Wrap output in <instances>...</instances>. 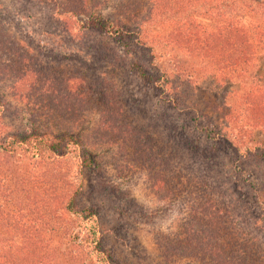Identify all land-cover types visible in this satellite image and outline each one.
Masks as SVG:
<instances>
[{
	"label": "rangeland",
	"instance_id": "rangeland-1",
	"mask_svg": "<svg viewBox=\"0 0 264 264\" xmlns=\"http://www.w3.org/2000/svg\"><path fill=\"white\" fill-rule=\"evenodd\" d=\"M154 1L0 0V99L4 103L0 130L46 137L65 135L64 141L72 138L74 145L78 141L79 148L84 146L92 152L94 165L87 167L81 178L80 161L75 155L53 161L60 173L56 181L61 186L69 183L71 196L81 183L76 206L96 209L103 241L114 249L118 260L203 264L168 242L184 236L189 223L188 205L201 192L188 179L176 180L171 170L178 166L183 173V166H192L209 178L213 176L230 198L238 201L245 228L264 243V220L254 225L263 210L256 198L264 200V163L244 150L247 139H253L259 148L252 146V151L264 155V132L237 134L231 131L232 117L228 116L232 107L248 105L255 88L264 89V50L244 78L221 77V69H232L231 29L236 24L248 27L255 21L253 12L232 0L213 1L211 6L203 0H181L178 4L185 8L180 16L189 17L181 21L194 25L183 30L190 29L198 41L206 42L200 49L195 40L179 39L178 21L147 23L145 36L152 28L156 37L152 43L155 63L150 52L126 48L122 42L107 40L87 27L90 15L112 17L125 7L126 12L143 18L153 9ZM169 35L171 38L164 37ZM102 45L112 55L99 61L95 48ZM212 53L222 59L217 65L210 63ZM177 60L182 66L177 67ZM153 64L165 74L161 83L166 88L164 94L151 82L157 74ZM76 76L78 80L73 79ZM166 81L170 85H165ZM46 82L54 86L41 90ZM167 96L184 104L181 109L190 107V112H175ZM227 133L233 140L237 137L235 144L244 147H240L241 152L249 157L240 159L236 150L222 147L221 158L212 168L211 162L194 159L184 147V138H189L201 149L210 148L211 137ZM49 161L52 159L42 161L22 150L0 153V166L27 178L26 186L39 194L40 183L33 178L49 169ZM166 165H170L169 172ZM161 172L166 179L163 191L154 186ZM3 183L8 185V180ZM0 230L7 231L2 226ZM3 236L0 245L12 240Z\"/></svg>",
	"mask_w": 264,
	"mask_h": 264
},
{
	"label": "trees",
	"instance_id": "trees-1",
	"mask_svg": "<svg viewBox=\"0 0 264 264\" xmlns=\"http://www.w3.org/2000/svg\"><path fill=\"white\" fill-rule=\"evenodd\" d=\"M180 1L155 0L152 5L153 9H150L143 18L136 17L130 13L131 11L126 12V7L112 17L93 14L90 15L87 27L99 32L107 40L122 42L126 48L150 52V59L152 63H155L157 57L154 54L155 47L152 43L156 37L152 34V28L145 36L147 28L144 27L149 22L157 20L158 24H166L165 19L178 21L180 22L178 25L179 39L184 37V40L197 41L199 49L200 46L204 47L206 44L200 39L198 41L199 37L197 38V34L189 31L190 29L183 30L188 26L192 29L194 25L191 22L183 23L181 21L188 15L180 16L185 9L183 6L178 7V4H181ZM203 1L205 3H213V1L214 3L216 1L226 3L229 0ZM232 1L239 7H246L251 13L253 12L255 21L248 27L236 24L231 29L234 40L230 45L232 47L229 48V51L233 53L230 65L232 69L226 68L220 71L221 77L230 80L244 78L256 63L259 54L264 50V0ZM260 9L262 10L261 14L258 12ZM164 37L171 38V35ZM96 48L95 51L99 52L97 55L99 61L107 55H112L103 45ZM210 58H212L210 63L214 65L222 61V59L216 58L214 53L210 55ZM176 62L178 63V60ZM181 63L179 60L177 67L182 66ZM153 66L157 69V74L151 82L155 83L153 86L161 87V94H164L166 88L161 83L165 74L161 67L155 64ZM140 69L144 74L146 70L143 65ZM73 79L78 80L79 76L73 77ZM165 85H170V82L166 81ZM51 86L54 85H49L46 82L41 90L48 91ZM68 89H70L69 86ZM78 92L79 96H82L83 92L80 90ZM248 98L246 102L248 105L245 108L237 105V107L228 110V116L232 117L229 120V124L233 126L231 131L234 130L241 135L253 133L255 130L264 132V89L255 88L253 94ZM166 99L170 103L168 104L170 108L176 110L175 112H190V107L181 109L180 106L182 107L184 104L181 105L172 96ZM171 100L175 101L171 102ZM3 106L4 103L0 99V113ZM112 127L114 129L115 125ZM45 135L38 133L21 135L7 129L0 130V153L22 150L40 157L42 161L52 159L48 163L49 169L45 170L42 175H36L33 178V181L40 183L38 189L36 188L40 194L26 186L27 178L13 169L0 166V226L7 230L3 232L0 230V235H4L3 239L12 238L9 243L0 245V264H61L58 262V253L61 255L62 264H143L118 260L114 249L103 241V232L96 209L89 206L77 208L75 199L81 192V183H78V188L71 196V191H69L71 185L66 183L61 186L56 181L60 173L54 169L53 166L56 164L53 161L65 155H75L80 161L81 167L78 176L81 178L86 168L94 165L92 152L87 151L84 146L83 149L79 148L78 141L74 145L72 138L64 141L65 135L60 137L57 135L46 137ZM221 136L210 138L213 141L210 148L201 149L199 144L189 138H184L183 143L186 142L184 147L191 152L194 159L198 157L206 159L211 162L212 168H214V164H217L216 160L221 158L219 150L222 147L236 150L240 159L248 154L258 157L264 163V155L252 151L255 147L259 148L255 140L247 139L244 149L246 154L241 152L240 147L242 146L235 144L234 140L237 137L233 140L228 133ZM154 146L158 148L157 144ZM237 161L240 160L237 158ZM169 166L166 165L165 171L171 170ZM172 170L171 176L176 180L178 178L183 182L188 179L201 192L188 205L189 223L184 236L174 240L169 239V244L177 245L176 248L183 255L197 257L199 262H204L203 264H264V247H262L264 243L258 236L253 235L250 230L245 228L246 220L244 219V222L243 217L238 213L241 210L238 201L233 197L230 198L225 189L220 186V182L214 181L213 176L209 178L206 172L193 169L192 166H183L182 170H185L183 173L178 170V166H173ZM162 172L154 183L159 191L165 190L166 184ZM262 174L264 179V171ZM6 180H8V185L3 183ZM69 194L70 198L63 206V200ZM260 199V196L257 197L256 202L263 204L261 206L263 210L262 215L256 219L255 226L264 220V200ZM63 212H66L67 216ZM15 237L19 238V241H15ZM60 246H63V249Z\"/></svg>",
	"mask_w": 264,
	"mask_h": 264
}]
</instances>
